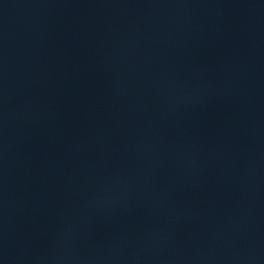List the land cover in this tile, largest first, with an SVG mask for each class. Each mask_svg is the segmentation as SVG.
Listing matches in <instances>:
<instances>
[{
	"label": "water",
	"instance_id": "1",
	"mask_svg": "<svg viewBox=\"0 0 264 264\" xmlns=\"http://www.w3.org/2000/svg\"><path fill=\"white\" fill-rule=\"evenodd\" d=\"M0 264H264V0H0Z\"/></svg>",
	"mask_w": 264,
	"mask_h": 264
}]
</instances>
